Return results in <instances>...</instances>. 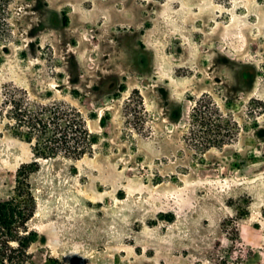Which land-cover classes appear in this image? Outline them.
Listing matches in <instances>:
<instances>
[{
    "label": "rangeland",
    "instance_id": "1",
    "mask_svg": "<svg viewBox=\"0 0 264 264\" xmlns=\"http://www.w3.org/2000/svg\"><path fill=\"white\" fill-rule=\"evenodd\" d=\"M63 103L79 157L43 136ZM259 127L264 0H0V206L37 162L35 264H264Z\"/></svg>",
    "mask_w": 264,
    "mask_h": 264
},
{
    "label": "trees",
    "instance_id": "2",
    "mask_svg": "<svg viewBox=\"0 0 264 264\" xmlns=\"http://www.w3.org/2000/svg\"><path fill=\"white\" fill-rule=\"evenodd\" d=\"M7 1V0H6ZM34 125L40 124L34 116ZM43 136L51 142H58L66 153L81 156L91 141L89 131L77 108L63 103L58 110L44 116ZM258 136L264 140V127L257 129ZM46 157V156H45ZM37 162L25 164L20 168L13 195L0 206V264H35L29 251L35 241V234L29 231V221L35 215L37 199L31 174ZM56 264H80L54 260Z\"/></svg>",
    "mask_w": 264,
    "mask_h": 264
}]
</instances>
